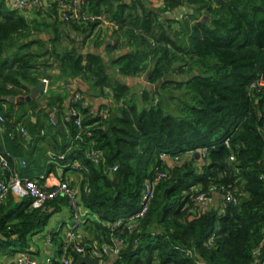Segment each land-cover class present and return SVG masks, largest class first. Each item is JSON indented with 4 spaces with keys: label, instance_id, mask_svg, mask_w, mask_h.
I'll return each mask as SVG.
<instances>
[{
    "label": "trees",
    "instance_id": "1",
    "mask_svg": "<svg viewBox=\"0 0 264 264\" xmlns=\"http://www.w3.org/2000/svg\"><path fill=\"white\" fill-rule=\"evenodd\" d=\"M82 1L84 11L105 12L115 23L108 62L102 53L75 45L61 52L60 36L40 34L44 21L0 4V104L10 105L0 106V114L28 124L33 138L28 144L29 137L0 132V150L18 159L22 177L46 166L47 174L57 175L58 167L72 161L83 176L77 208L67 195L40 208L31 207L28 198L15 202L10 194L0 200V250H28L30 236L69 207L73 214L76 209L91 214L82 225L87 236L80 235L88 251L123 241L117 256L104 257H114L113 264H264V89L251 87L264 75V0H163L156 8L147 0ZM60 3L50 12L54 21L85 35L99 25L60 20ZM177 10L183 12L179 17L169 15ZM110 65L124 76L146 75L148 85L136 91L116 78ZM76 77L110 91L106 118L92 114L84 99L70 100V109L82 116L80 126L78 115L66 114L68 96L52 93L47 108L55 112V124L47 108L27 100L42 79L55 84ZM174 91L179 94L172 107L166 98ZM203 148L206 155L197 159L195 151ZM93 149L103 151L98 163L89 157ZM162 153L174 161L162 160ZM158 166L167 177L155 186L144 217L134 226H117L140 209L144 184ZM60 179L69 181L65 175ZM230 189L236 190V201L222 210ZM212 192L219 195L215 204L202 206L195 199Z\"/></svg>",
    "mask_w": 264,
    "mask_h": 264
},
{
    "label": "crops",
    "instance_id": "2",
    "mask_svg": "<svg viewBox=\"0 0 264 264\" xmlns=\"http://www.w3.org/2000/svg\"><path fill=\"white\" fill-rule=\"evenodd\" d=\"M56 1L57 0H40V3L34 6L30 11L26 13H23L21 11L20 12L23 15H25L27 18H37L39 22L44 21L47 24L46 28L44 27V25L43 26L41 25L42 31L40 34L42 35L44 39L60 36V40L58 42L59 49H63L65 46V45L63 46V44H65V42L68 40V42L72 44L73 46L75 45L78 47H82V50L85 53L87 52L102 53L103 55L107 56L106 61L108 62L110 55L106 54V48L109 44L112 43V40H113L110 37L111 25L105 24V23L100 24L97 27L88 30L87 35H85V33H82V32H77L59 20L54 21L50 12L51 11L54 12L53 11L55 9L54 4ZM2 2L5 3L7 8L10 7V10L17 11L14 3H10L8 2V0H3ZM10 5H13L14 8L11 7ZM59 19L61 20L60 15H59ZM69 37H71L73 41H70ZM49 45H51V43H49ZM116 54L117 53H114V56ZM109 68H110V71L114 73V76L116 78L119 77L121 81L128 84L130 87H134V85L139 84V83H144L145 81L143 79L147 80L146 75L128 77V76L122 75L119 69L117 67H113V65H110ZM54 72H58V71L56 70V71H53L52 73ZM142 76H146V77L142 78ZM46 80H48V82ZM44 81L47 83V86H46V90L41 93L37 89V86L40 85ZM52 82L49 79L45 78V79H42V81H40V83H38L37 85L32 86L31 92L28 95L31 97V99L27 98V100L37 102L40 108V107H43L41 103L39 102L40 96L44 97L46 104L48 103V97L52 93L55 94L56 96H68L67 97L68 104L66 105L67 115H70V112L72 111L70 109V100L73 98L75 93H80V91L83 93L84 102L86 104L92 105L93 108H95L96 110H99L100 108H103V107H107L111 105V103H113V99L111 97L110 91L101 92L100 90L94 87V84L92 82L87 81L83 77L62 78L54 82L55 84H52ZM145 84H147V82H145L144 85ZM17 100L19 99L16 97V101ZM0 106L6 109L10 108L9 103H2L0 104ZM68 106H69V109H67ZM18 110H19V107H15V111H18ZM29 112L30 114L32 113V111H29ZM53 113L55 114V112ZM15 120H13V123H12L13 128H17L19 125H24L25 127L26 126L28 127V124H25V122L23 121L18 122L16 120L18 123L17 122L15 123ZM32 120L35 122L37 120L36 116H32ZM27 130H29V128H27ZM17 134H19L20 137H22L18 130L16 131L15 136ZM32 142H33V138L29 137L27 143L30 144ZM36 142L39 143L38 141ZM39 144L43 145L45 143L40 142ZM23 145L25 146L26 144H23ZM25 147L26 149H28L29 145ZM5 151L8 152L9 150H5ZM9 153L11 152L9 151ZM48 154L50 156L53 154V152H49ZM166 161L167 163L171 164L174 160L168 157ZM14 162H15V166L12 167L13 172L19 174L20 171L18 170V167H17L19 161L18 159H16V157L14 159ZM74 162L75 161L69 162L66 165V166H71L73 169L67 170L64 168L66 166H61L60 168L58 167L57 175H55L53 172H49V174H47V171H50L49 167L46 166L47 164L45 165L46 167L44 168L43 167H40V168L33 167L31 170V173H28V174L34 177V180H36L38 183L42 181L43 185L46 186V188L52 187L53 178L60 179L62 175H65L71 184L76 185V189L78 190V187L82 181L83 176L79 171H75V169H77L78 167L73 166ZM29 175H24L23 177L30 178L28 177ZM9 194L12 195L15 202H21L24 199V197H22L17 190H13ZM218 197H219L218 193L212 192L211 199H210L211 204H215V201L217 200ZM70 216H72V209H70L69 207H65L60 212H56L52 214L47 224L41 227L40 229H38L35 233H33L30 236L29 250L32 251L34 256H36V258L41 262V264H47L46 260L49 258L54 260V264H61L60 258L63 253V244L65 242V237L68 236V233H69L67 229L66 231L62 232V229L64 228V225L62 224H64L65 222L63 221L66 218H69ZM53 232H54L53 241L52 243H49L47 241L48 236L50 233H53ZM85 234L87 233L82 228L80 231V235L83 237V235ZM20 251L10 252L9 250H6V251L0 250V264H23L22 262L18 261V254H20L19 253ZM114 259H115L114 257L111 259L108 258L103 261V264H113ZM75 264H86V263H83V262L80 263L79 261H77Z\"/></svg>",
    "mask_w": 264,
    "mask_h": 264
},
{
    "label": "built area",
    "instance_id": "3",
    "mask_svg": "<svg viewBox=\"0 0 264 264\" xmlns=\"http://www.w3.org/2000/svg\"><path fill=\"white\" fill-rule=\"evenodd\" d=\"M3 0H0V4ZM58 1V0H57ZM10 3H14L16 9L26 13L30 11L34 6L40 3V0H8ZM60 4L58 7V12L62 20L64 21H72L78 24H89V23H99L100 24H110L111 26H115V23L108 19V15L105 12L102 13H91L88 11H84L82 4V0H70L65 2L60 0ZM48 82V80H46ZM251 87H261L264 89V75L260 74L258 78H256L252 83ZM83 97L80 93H75L72 102H77L82 100ZM92 114L101 116L103 118L107 117V110L104 108H100L96 110L95 108L91 109ZM70 115H78V125H82L81 119L82 116L75 110L70 112ZM93 115V116H94ZM13 120L6 117L5 115L0 114V132L7 133L8 136L14 137L16 131L18 130L22 137L27 138L29 132L24 125H19L17 128L9 129V124L12 125ZM89 128V127H88ZM91 135V133H88ZM79 137V135L77 136ZM226 143H229V140H226ZM201 155L205 156L207 152V148H203L199 150ZM51 162L55 161L57 158L54 154L51 155ZM58 158L64 159V155L57 156ZM89 157L93 160L94 163H98L99 160L103 157V151L100 149H93L89 153ZM169 157L168 154L162 153L160 158L162 160H166ZM12 154L9 152H2L0 150V172L3 174V178L0 180V200L3 201L13 190H17L19 194L31 200V207L40 208L43 207L48 201L55 199L59 195H67L71 201L74 208L76 206V198L78 196V190L71 186L69 181L63 179L53 178L52 187L46 188V186L42 187L40 184L30 178L21 177L19 174L13 172V168L11 166ZM231 159H234L232 157ZM79 163L75 161L73 166L78 167ZM117 166L114 167L113 170H117ZM11 171V174L8 176L7 172ZM44 177V176H43ZM46 177V176H45ZM167 177V171H164L161 166L155 168V173L153 179L147 180L144 184L143 191V199L141 203V207L135 213L131 214L127 218H122L118 220L117 226L122 225L124 222L130 224V226H134L137 222L144 217L146 212L148 211L149 204L151 199L154 196L155 186L157 183L163 178ZM236 190H228L225 194V201L223 204V209L228 203L236 201L235 192ZM196 201L202 206H209L211 204L210 195L206 193H199L195 197ZM88 210H80L76 209L74 211V219L75 223L71 224L67 227L68 236L65 239L63 244V253L60 258L61 264H75L74 254L78 257L90 254V256L94 259L100 260V264H103L104 257L107 255L117 256L120 252V247L122 246L123 241H118L116 246L103 245L93 247L87 250V247L81 244V236L80 231L82 229L83 223L87 221L90 217ZM54 237V232L50 233L47 241L52 243ZM20 260L23 264H41V262L34 256L31 250L20 251ZM47 264H54V260L51 258L46 260ZM198 264H206V263H198Z\"/></svg>",
    "mask_w": 264,
    "mask_h": 264
},
{
    "label": "rangeland",
    "instance_id": "4",
    "mask_svg": "<svg viewBox=\"0 0 264 264\" xmlns=\"http://www.w3.org/2000/svg\"><path fill=\"white\" fill-rule=\"evenodd\" d=\"M146 2H148V4L149 5H152L153 4V6L156 8L157 6H159V5H161L162 3H163V0H147ZM11 7H13L14 8V6L13 5H10ZM8 9L10 10V7H8ZM156 12H158V10L157 9H154ZM183 12H181L180 10H177V11H175L173 14H169L171 17H179L181 14H182ZM175 26V25H174ZM65 45V46H64ZM70 45V46H69ZM48 46H49V43H48ZM63 46H64V48L65 47H71V46H73L72 44H70L69 42H68V40L65 42V44H63ZM64 48L63 49H59V47H58V49L61 51V52H63L64 51ZM72 48V47H71ZM113 57H114V55H113ZM111 58V57H110ZM53 60L54 61H56V63H59L58 65H61L60 64V62L58 61V60H56L55 58H53ZM57 69H59V67H57ZM54 71V69L53 70H51L50 72H53ZM58 72H59V70H58ZM144 77H146V76H142V78H144ZM145 82H147V80H145V79H143ZM144 82V83H145ZM144 83H139V84H136V85H134V87H135V90L136 91H140V90H143L144 88H143V86H144ZM147 85H148V83H147ZM153 88V87H152ZM163 92V91H162ZM178 94H179V92H177V91H174V92H171V93H168L167 94V98H166V100L167 101H169L170 102V105L172 106V107H175V105H176V102H177V100H176V97L178 96ZM161 96H160V94H157V96H156V100H158V101H160L161 100V98H160ZM215 190V189H214ZM225 194H226V192H225ZM224 194V195H225ZM210 198H211V196H210ZM63 222H65L64 224H62V225H64V228L62 229V232H64V231H66V228L67 227H69L71 224H73V223H75V219H74V214H73V212H72V216H70L69 218H66ZM61 230V229H60ZM67 237V236H66ZM66 237H65V239H66ZM11 250V249H10ZM9 250V251H10ZM20 253V252H19ZM18 261L19 262H22L21 260H20V254H18Z\"/></svg>",
    "mask_w": 264,
    "mask_h": 264
},
{
    "label": "water",
    "instance_id": "5",
    "mask_svg": "<svg viewBox=\"0 0 264 264\" xmlns=\"http://www.w3.org/2000/svg\"><path fill=\"white\" fill-rule=\"evenodd\" d=\"M46 86H47V83L44 81L42 82L40 85L37 86V89L42 93L46 90ZM28 99H31L30 96L27 97ZM3 100L7 101V100H11L12 102H15L16 101V97L15 96H4L3 97ZM39 102L41 103V105L45 108H47V104L44 100V97L43 96H40L39 97ZM67 109H69V106L67 107ZM47 112L50 113V116L52 117L53 121L55 124L58 123V118L56 117V115L51 111L50 108H47ZM59 129L62 130V126L59 125ZM195 157L197 159H201V152L200 151H195L194 153ZM111 175H113V171L110 172ZM78 261L81 263H86V264H100V260H97V259H94L90 256V254H86V255H83V256H80Z\"/></svg>",
    "mask_w": 264,
    "mask_h": 264
}]
</instances>
